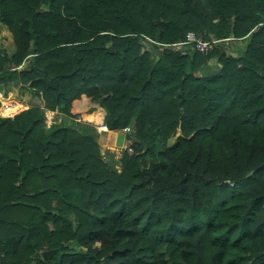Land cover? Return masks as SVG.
Listing matches in <instances>:
<instances>
[{
  "label": "trees",
  "instance_id": "1",
  "mask_svg": "<svg viewBox=\"0 0 264 264\" xmlns=\"http://www.w3.org/2000/svg\"><path fill=\"white\" fill-rule=\"evenodd\" d=\"M0 23V84L45 104L0 118V264H264V0H0ZM83 96L130 129L120 169L47 127Z\"/></svg>",
  "mask_w": 264,
  "mask_h": 264
},
{
  "label": "crops",
  "instance_id": "2",
  "mask_svg": "<svg viewBox=\"0 0 264 264\" xmlns=\"http://www.w3.org/2000/svg\"><path fill=\"white\" fill-rule=\"evenodd\" d=\"M16 49L17 48L15 45L12 33L8 30V28L3 23H0V51L5 50L9 54L12 55L16 52ZM21 68H19V69H21ZM78 102H82L83 105L81 104L79 107H76V103H78ZM3 107H5V108L3 109ZM10 107H12V108H10ZM31 108L45 109V104H44L43 99L35 92V90L30 88L29 86L22 85L20 82L11 83L9 85H1L0 84V112L3 109L2 110L3 116H5V117L11 116V115H13V114H15L21 110L19 113H17L15 116H13V118L12 117H6V118L14 119L21 112L28 110V109H31ZM99 108L102 109L105 113L104 121H103L105 124V118H106L107 113L101 107H98V110H99ZM98 110L96 111V104L91 99H89L86 96H83L80 100L74 101L73 108H72V114L74 116H79V118L74 119V118L68 117L66 115L60 114L58 112H51V111H47L46 116L52 115L54 117V119H52V120L49 118L50 123L52 125L59 126V127L69 126V127H72L78 131H81L78 126L82 125L84 128H88V127L93 128L94 131L92 133L95 134L96 133L95 130L97 129V126L99 124L93 120V116L98 112ZM80 116H82V118ZM47 120H48V118H47ZM81 132L83 133V131H81ZM108 132H109L108 135H110L109 136L110 139L114 138L113 141H111L109 139L112 142V144L117 145V146L124 144L123 139H122V141H120V138H119L120 137L119 134L123 133L124 130L123 131H117V132L108 130ZM109 137H106V139H105L103 136H102V138L100 136V138L102 139V140L101 139L100 140L103 141L104 144L106 142L108 145L111 143L108 140ZM97 138H96V140H97ZM103 139H105V140H103ZM99 144H101L100 141H99ZM101 150H102V148H101Z\"/></svg>",
  "mask_w": 264,
  "mask_h": 264
},
{
  "label": "rangeland",
  "instance_id": "3",
  "mask_svg": "<svg viewBox=\"0 0 264 264\" xmlns=\"http://www.w3.org/2000/svg\"><path fill=\"white\" fill-rule=\"evenodd\" d=\"M232 44V43H231ZM230 54H233L234 53V51H233V49L231 50V51H228ZM216 58H214L212 61H210L209 62V69H211V68H215L214 66H216ZM95 103V102H94ZM98 104V103H97ZM98 107H101L100 105H96V111L98 110ZM21 111V110H20ZM20 111H18V112H20ZM17 112V113H18ZM16 113V114H17ZM91 116V115H90ZM89 116V117H90ZM47 117V116H46ZM2 118H6V117H2ZM49 118L52 120V119H54V117H51L50 115H49ZM49 120V119H48ZM47 120V127L49 128V127H51L52 126V124L50 123V120L48 121ZM101 127V125H98L97 126V129L95 130V134H93L92 133V131L90 132V134H92L95 138H97V142L99 143V141L101 142V148H102V153H103V156H104V159L106 160V161H108V162H110L112 165H116V167H117V169H120L121 168V164H120V160H121V157H122V155H123V153H124V151L127 149V147H128V145H129V141H128V139H127V135L130 133V131H126V130H124V132L123 133H120L119 135H120V141H122V139H123V142H124V144H121V145H119V146H117V145H114V144H112V142L111 141H113V139L114 138H111L110 139V135H108L109 134V132H99V128ZM94 130V129H93ZM100 133V134H99ZM118 134V133H117ZM115 135V134H114ZM118 135V136H119ZM100 136H101V138H102V136L106 139V137H109L108 138V140H109V142H111L110 144H108L107 145V143L105 142V144L103 143V141H101L102 139L100 138ZM117 136V137H118ZM116 137V138H117ZM101 139V140H100ZM105 139H103V140H105Z\"/></svg>",
  "mask_w": 264,
  "mask_h": 264
},
{
  "label": "built area",
  "instance_id": "4",
  "mask_svg": "<svg viewBox=\"0 0 264 264\" xmlns=\"http://www.w3.org/2000/svg\"><path fill=\"white\" fill-rule=\"evenodd\" d=\"M233 40H234L233 38H229V39H225V40H216V39L206 40L203 35H199L195 32H189L187 34L186 41L179 43V44H175L172 47H175L177 49H181L183 47H185V49H187L189 47H192L196 51L207 55V54L212 53L218 47V45L221 42L225 43L226 46H230ZM5 107H3V109ZM10 108H12V107H10ZM2 110L0 112V118L5 117L2 115ZM15 115H16V113L11 115V116H6V117H12L13 118V116H15ZM47 118L49 119V116H47ZM100 125H101V127L99 128L100 133L101 132H108V128L105 126L104 122ZM126 131H130V129H126ZM0 257H2L1 245H0Z\"/></svg>",
  "mask_w": 264,
  "mask_h": 264
},
{
  "label": "bare ground",
  "instance_id": "5",
  "mask_svg": "<svg viewBox=\"0 0 264 264\" xmlns=\"http://www.w3.org/2000/svg\"><path fill=\"white\" fill-rule=\"evenodd\" d=\"M81 104H82V102L76 103V107H79ZM104 116H105L104 111L99 108L98 112L93 116V120L100 125L104 121Z\"/></svg>",
  "mask_w": 264,
  "mask_h": 264
},
{
  "label": "water",
  "instance_id": "6",
  "mask_svg": "<svg viewBox=\"0 0 264 264\" xmlns=\"http://www.w3.org/2000/svg\"><path fill=\"white\" fill-rule=\"evenodd\" d=\"M96 105H99V104H97V103H95ZM57 253H59V250L58 249H56V250H50V251H45L44 253H43V258L44 259H48L49 257H51V256H53V255H55V254H57Z\"/></svg>",
  "mask_w": 264,
  "mask_h": 264
}]
</instances>
